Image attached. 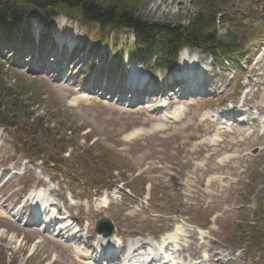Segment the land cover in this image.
Instances as JSON below:
<instances>
[{"label":"rangeland","instance_id":"rangeland-1","mask_svg":"<svg viewBox=\"0 0 264 264\" xmlns=\"http://www.w3.org/2000/svg\"><path fill=\"white\" fill-rule=\"evenodd\" d=\"M100 1L105 5L119 2L129 5L137 18L156 25H187L193 21L199 8L215 5L222 11L217 15L214 25L218 38L223 40L226 32H235L238 40L246 41L249 49L243 53L240 65L226 67L220 62H212L209 73L216 75L209 86L212 96L184 104L189 111L185 120L176 124H163V132L156 133L152 132V128L162 122H158L160 118L152 121L154 114L145 111L146 102L126 108L121 103L115 104L94 94L81 91L74 94L71 91V87L89 84L91 78H96L97 71L87 74L85 78L78 76V73L79 75L84 73L85 68L86 73L91 68L89 64L85 66L89 52V63H92V66L94 64V68L101 69L103 58L113 53L110 44L113 46L115 39H119L116 43L128 44L127 39L129 37L131 39V34L124 30L111 32L109 34L111 43L100 51L95 45L100 32L95 24L83 21V25H73L67 22L63 27L59 23L61 19L56 20L50 29L52 36L55 37L53 32L62 28L64 37L68 38V35H71L77 43V52L82 50L83 53L78 54L81 57L78 60L85 64H73L76 71L70 82L55 81L52 77L42 74L30 75L29 67L25 66L12 68L9 62H14L17 55H14L15 58H2L0 82L5 85L2 88V95L7 93L9 87L11 92L16 94L28 93L31 99L34 98L32 95L34 93L41 95L40 100L34 98L36 105L31 109L36 115L32 120L42 116L44 127L58 130L59 136L63 138H76L78 140L76 149H86L85 135L92 139L91 144L96 143L88 150L85 156L87 160L83 163L72 168L71 163H65L62 170L57 168L48 170L44 161L25 164L15 156L11 142L13 138L17 139L19 134L9 131L0 134V166L5 171L13 169L17 175L24 173L22 181L14 184L9 182L0 189V262L87 264L75 256L71 243L46 232H39L35 227L14 223L9 216L10 209L18 204L16 195H23L34 191L40 185L43 186V179H49L52 189L55 187L59 189L60 192L54 191L52 196L60 199L66 207L69 205L65 196L67 192L72 193L76 200L86 198L89 188L83 185L82 181L74 179L71 173L74 171L76 175H81V172L88 173V177L96 178L95 182L100 184L105 183V187L117 184L114 188H118L122 185L125 192L128 191L130 195L118 191L117 200L101 213L95 212L98 210L88 212L81 207L72 208L71 213H74L75 218L87 220L90 230L98 219L108 218L113 222L116 235L120 238L126 241L135 238L138 241L141 237L155 243L163 232L171 231L174 222L168 220V217L173 216L182 220L184 230L189 232L192 231L191 227L186 224L205 228L206 217L213 214L211 228H206L208 231H199L201 237L197 240L194 235L192 236L194 245L186 255L191 254V259L197 258L195 261H200L204 256L210 258L214 255L213 262L222 261V264H264V233L258 228L259 221L264 224V132L260 135L261 130L254 127L249 140L243 144L235 142L234 136H237L235 132L234 136L223 137L224 143L219 144L217 148L200 150L194 147L196 141L211 134L213 129L209 124L199 126L195 122L198 114L210 106L234 103L244 80L238 82V79V83L231 84H228L227 80L234 74H237L238 78L244 68L243 77L251 75L255 82L259 81L257 91L252 89L247 105L257 110L262 109L260 112L264 114V41L257 45L255 43L261 32L264 33V0ZM58 12L56 7L49 13ZM32 22L34 35L38 31L43 32L41 28L43 19L40 15L35 16ZM108 31L106 28L102 35L105 36ZM81 46H84L83 49H80ZM30 53L35 52L29 51L19 55L18 59L30 62ZM257 62L259 64L256 66ZM104 66L108 67V74L111 70L109 59ZM134 66L138 67L137 64ZM255 68L259 70L255 71ZM119 74L122 75L120 72ZM154 75L164 79L168 73L154 72ZM219 84L222 85L220 90ZM219 91L223 94L216 99ZM77 99H80L81 103L72 106L71 101L76 102ZM20 100L23 101V107L31 104L25 96ZM2 103L8 105L10 102L3 99ZM31 109L27 112H31ZM10 111L11 109L7 108L5 112H0V116L5 117ZM3 117L1 118L4 121L16 120H11L13 114L8 115L6 119ZM147 119L149 123L143 122ZM16 121L14 123L19 127L21 121ZM133 130H138L137 135L128 142L125 136ZM241 134L243 133L239 135ZM177 139L185 145H181L180 142L178 144ZM253 151L256 152L255 155H251ZM226 154H230L232 159L219 165L218 158ZM181 155H184L188 163H184L185 159ZM44 170L47 173L45 178L35 175L36 172ZM0 185H4V182L0 181ZM146 185L151 186V192L147 201L148 206L144 207L138 201L143 200ZM112 188L113 186H110L107 190ZM214 216H217L216 220ZM248 227H255L257 238H254L253 234H246ZM248 235L251 240L247 239ZM185 241L180 240L178 243L186 249L191 247V238ZM92 243L93 241L89 243L91 247ZM237 249H240L241 253ZM87 251L91 252L89 248H85L81 251L82 255L86 256Z\"/></svg>","mask_w":264,"mask_h":264},{"label":"trees","instance_id":"trees-1","mask_svg":"<svg viewBox=\"0 0 264 264\" xmlns=\"http://www.w3.org/2000/svg\"><path fill=\"white\" fill-rule=\"evenodd\" d=\"M56 7L58 13L74 15L97 24L101 29L109 27L111 30L131 31L135 38L134 57L141 61L154 58L157 68H171L175 64L177 51L183 46L212 51L213 56L219 53L227 57L241 49L231 33H227L225 43L217 40L214 29L216 6L213 5L199 8L193 21L184 26L144 22L135 16L129 5L120 2L105 5L100 0H0V37L13 38L16 33L26 34L30 21L26 9L43 13L49 22V12ZM12 107L16 112L17 104L13 103Z\"/></svg>","mask_w":264,"mask_h":264},{"label":"bare ground","instance_id":"bare-ground-1","mask_svg":"<svg viewBox=\"0 0 264 264\" xmlns=\"http://www.w3.org/2000/svg\"><path fill=\"white\" fill-rule=\"evenodd\" d=\"M203 58H204V61L207 63L209 58L204 57V56L201 57L200 53L197 51L186 50V51H183V53L181 55L180 71L175 72L174 80L182 83L181 74H187L188 75V76H185L183 79H184V81H190V83L188 84L185 82L184 85L182 86V90H181V94L185 98H188L191 95H194V96L196 95V97L200 96L199 93H195V91H194L195 85L194 84L195 83L198 84V82L204 83V82H206V79L208 78V77L206 78L202 74L203 67L199 65V64H201L199 60H203ZM52 59L53 58H51V60L49 62H52ZM71 59H72V61H75L74 55L72 56ZM165 105L166 104L164 102H160V104L154 106V108H157V109L162 108L163 109L162 111H163V114L165 115L164 119H162L163 122H168L169 118L175 122L177 120L183 119V116L185 114L183 115L184 111L182 110V108L179 105L173 107L170 110L168 115H167L168 110L165 108ZM206 118H209L208 113H203L200 116L199 120L201 122H204V120ZM210 118L212 119V121L216 120V117H210ZM262 122H264V121H262ZM153 130L155 131L156 129H153ZM220 131H222V130L220 129V130L216 131L215 134L211 138H208V137L204 138V140L202 141V144L206 143L209 145H214L213 144L214 142L216 143L219 141V134H221ZM133 137H134V134L130 133V134H128V136L125 139L130 140ZM224 160H226V158H224ZM33 198H34L33 204H38V207L42 208L43 213L46 216H49L48 220H50L51 218H54V220L59 221V223H57L58 226H61V227H59V229L64 230L66 225H68V224L72 225L73 223L76 224V221L74 222L71 220V222H68L65 215H62L59 212V210L56 211L55 202L48 199L46 194L43 196V200L41 199V202L39 200L38 195H35ZM101 203L104 205L105 201L103 200ZM180 233H181V229L179 227H176L174 232L172 231L169 234H167L166 237H164L163 239H161L159 241L156 248L153 247L151 249H148L147 253H145V251L147 250V246H144L143 244L138 242V244H136V247L133 249V254H131V258H129V261L126 264H128V263H130V264H160V262H158V260H164L165 264H176L175 263L176 260H175L174 255H176V253L178 252L179 256L183 257L182 252H184L182 249L180 251V249L176 248V246H175L176 241L178 240V236L180 235ZM114 236L115 235H113L112 237L107 238V239H104L101 237L100 242L104 243L105 245L108 246L107 248H109V244H111L113 240H114V243L118 242V239H116V237H114ZM102 245L103 244H100L99 246H102ZM104 247L106 248V246H104ZM124 250H125V247L121 251L123 255H124ZM142 253H143V255L140 256V254H142ZM126 256H129V254H127ZM211 259L212 258H210V260ZM219 263L222 264V261H217L215 264H219Z\"/></svg>","mask_w":264,"mask_h":264},{"label":"water","instance_id":"water-1","mask_svg":"<svg viewBox=\"0 0 264 264\" xmlns=\"http://www.w3.org/2000/svg\"><path fill=\"white\" fill-rule=\"evenodd\" d=\"M104 235H108V233H104Z\"/></svg>","mask_w":264,"mask_h":264}]
</instances>
